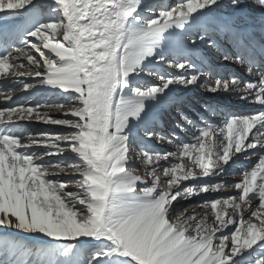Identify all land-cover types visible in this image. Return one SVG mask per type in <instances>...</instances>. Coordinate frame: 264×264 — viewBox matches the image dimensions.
I'll return each mask as SVG.
<instances>
[{"label": "snow or ice", "instance_id": "obj_1", "mask_svg": "<svg viewBox=\"0 0 264 264\" xmlns=\"http://www.w3.org/2000/svg\"><path fill=\"white\" fill-rule=\"evenodd\" d=\"M0 85V264H264V0H0Z\"/></svg>", "mask_w": 264, "mask_h": 264}, {"label": "rangeland", "instance_id": "obj_2", "mask_svg": "<svg viewBox=\"0 0 264 264\" xmlns=\"http://www.w3.org/2000/svg\"><path fill=\"white\" fill-rule=\"evenodd\" d=\"M165 2H167V0H165ZM23 79V78H21ZM0 91H5V89L3 88L2 85H0ZM185 97L188 99H191L192 101L196 102L197 105L201 104L203 102L204 99H209L210 94L208 93H204L201 89H197L195 92H189V93H185ZM214 100L215 103H218L223 112H229L230 110H237L244 108L246 110H250L251 108L247 107L249 105L245 104L244 102L240 101L237 97L235 96H228L225 94H221L215 98H212ZM13 100L17 103V104H27V105H36V104H40V105H45V104H52L57 102L58 97L54 94V92L52 91H46L43 88H41L38 91H32L29 90L28 93H17ZM3 103H12V102H4L3 101V97H0V106H3ZM45 109L43 107H41L40 111L43 112ZM243 110V109H242ZM50 115L52 116H58L60 115L59 113L56 112H51ZM212 120H217V119H223V115L220 116H212L211 117ZM170 124V115L169 113H161V116L158 120V127L162 130H167ZM27 127L29 128H35V129H39L42 127H47L41 123H32L27 125ZM55 129V126H53V130ZM255 162V158L252 159V161H242L241 163L237 164L234 166L232 172H230V174L228 175V177L226 178L229 182H233L235 180L239 179V171L241 168H247L250 167L251 163ZM188 201H182V204L184 205V207H188ZM192 203V207L188 208L189 212H199L200 208L197 206L201 203V198L200 197H196L193 198V200L191 201ZM183 212H180L179 215H183Z\"/></svg>", "mask_w": 264, "mask_h": 264}, {"label": "bare ground", "instance_id": "obj_3", "mask_svg": "<svg viewBox=\"0 0 264 264\" xmlns=\"http://www.w3.org/2000/svg\"><path fill=\"white\" fill-rule=\"evenodd\" d=\"M221 71L223 72H227V73H236V74H240L242 72V69L239 68V66H236V67H228L226 69H221ZM248 108L250 107L251 109L249 111H252V107L249 105L247 106ZM243 109V110H242ZM232 111H235V112H249L248 110L244 109V108H241V109H238L237 110H230L229 112H232Z\"/></svg>", "mask_w": 264, "mask_h": 264}]
</instances>
